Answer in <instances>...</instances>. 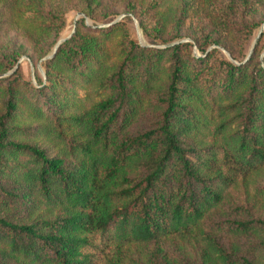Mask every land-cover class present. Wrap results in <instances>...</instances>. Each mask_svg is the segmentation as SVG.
Returning <instances> with one entry per match:
<instances>
[{
  "label": "trees",
  "instance_id": "1",
  "mask_svg": "<svg viewBox=\"0 0 264 264\" xmlns=\"http://www.w3.org/2000/svg\"><path fill=\"white\" fill-rule=\"evenodd\" d=\"M100 2L76 7L95 20ZM124 2L171 44H140L123 20L76 22L38 86L13 68L17 48L0 53V73L13 68L0 77V264H264L262 36L245 59L264 0H194L188 21L184 0ZM13 20L43 42L65 16L0 0V23ZM250 180L240 204L231 190ZM166 238L193 239L197 261L169 255Z\"/></svg>",
  "mask_w": 264,
  "mask_h": 264
},
{
  "label": "rangeland",
  "instance_id": "2",
  "mask_svg": "<svg viewBox=\"0 0 264 264\" xmlns=\"http://www.w3.org/2000/svg\"><path fill=\"white\" fill-rule=\"evenodd\" d=\"M45 1L47 5L50 6V8H58L64 11L65 23L62 26V28L59 30L58 33L59 36L56 37V40L53 36H45L43 42L40 40L35 41L29 39L27 34L23 31V29H21L22 27H20L18 23H16L14 20L11 21L10 23H0V53L9 50L11 47L17 48L18 51H20V55L16 61V64L13 65V68L19 67L20 76L24 80L30 81V84L33 86L39 85L38 77H40L43 81H46L44 66L42 65V62L48 58L46 57L47 55L52 53L53 47L56 44V42L61 37H66L67 35H69V33H71L73 29H75L76 22L77 23L82 22L86 26L90 28H94L95 26H99V27L106 26L107 23L115 19H117L118 21L123 20L125 21L127 27L129 28L130 34L140 44L148 45V46H156V47L165 46L169 44V43L153 42L154 40L150 36H147L144 33V31L141 29L137 17L134 15H129V13H127L124 10L125 8L124 0H101V2L94 8L95 20H92L86 16L84 17V14L77 10L76 4L78 3V0H45ZM184 1L187 2L188 5L190 6L194 0H184ZM181 2H183V0H169V3L172 4L171 5L172 10H175L176 6L179 5ZM163 4L164 3H161L160 8L164 7ZM192 9L193 7L190 6L189 11L187 13V15H189L187 21L190 19V17L194 16V11ZM141 12H142L141 14L144 16V18L147 21L152 20L151 18L152 11L150 10L146 11V9H142ZM81 17L84 18V21H82ZM260 28H262V33L260 35L262 36L261 38L262 46L260 52L258 53V57L261 60V63H263L264 65V21L260 24L258 28L254 29L248 41L246 50L248 52L249 49L251 48V45ZM173 33L174 31L172 30V24H168L166 28L165 36L173 35ZM181 39L186 40L190 38H188V36H185ZM211 46L213 47V45ZM211 46L208 48H211ZM219 48L223 51L225 55L229 57L228 52L223 47H219ZM192 52L194 54H201L200 51L196 49L195 46L193 47ZM13 68L6 70L4 73H0V77L10 74ZM78 91L79 92L84 91V89L79 88ZM258 180L260 182H263L264 175H261L258 178ZM253 184H254L253 180H250L249 182L246 183L238 182L231 190V195H233V197L236 198L238 203L245 205L246 204V199L244 200L245 192L249 190ZM250 201L253 200L251 199ZM254 212L256 214L264 215V207L257 205L254 208ZM159 245L163 247L168 252L169 255L180 258L181 260L194 262L195 260L197 261L199 257V252H200L199 245L193 239L190 238L189 239L185 238L178 241H174L166 238L159 241ZM149 246L150 243L142 245L140 247L131 246L133 250L132 252H134L132 253V256L138 257L140 255H144V253L149 250L148 249Z\"/></svg>",
  "mask_w": 264,
  "mask_h": 264
},
{
  "label": "water",
  "instance_id": "3",
  "mask_svg": "<svg viewBox=\"0 0 264 264\" xmlns=\"http://www.w3.org/2000/svg\"><path fill=\"white\" fill-rule=\"evenodd\" d=\"M79 13H80V12H79ZM116 20H117V19H115V20H113V21H111V22H109V23H107V24L113 23V22H115ZM74 24H75V21H74ZM73 30H74V29H73ZM73 30L71 31V33L73 32ZM71 33H69V35H70ZM261 33H262V28L259 29V31H258V33H257V35H256V37H255V39H254V41H253V43H252V45H251V48L249 49V51H248V53H247L245 59H247V58L250 56V54H251V52H252V50H253V47H254V45L256 44V42H257L259 36L261 35ZM69 35H67L66 37H61V38L56 42V44L54 45L52 53L49 54V55H47L46 57H48V58H49V57H52V56L54 55V53H55L57 47L59 46V44H60L62 41H64ZM169 44H171V43H169ZM169 44H167V45H169ZM9 72H10V71H9ZM7 73H8V72H7Z\"/></svg>",
  "mask_w": 264,
  "mask_h": 264
}]
</instances>
